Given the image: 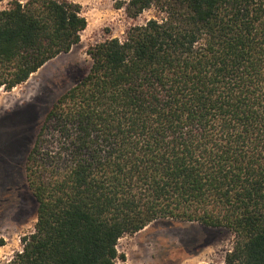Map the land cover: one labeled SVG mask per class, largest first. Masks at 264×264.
<instances>
[{
  "label": "trees",
  "instance_id": "1",
  "mask_svg": "<svg viewBox=\"0 0 264 264\" xmlns=\"http://www.w3.org/2000/svg\"><path fill=\"white\" fill-rule=\"evenodd\" d=\"M151 7L123 40L91 46L88 71L44 114L24 167L34 230L6 264H115L118 239L161 218L228 229L222 264H264V0L125 11ZM86 25L79 3L11 0L0 89L68 52Z\"/></svg>",
  "mask_w": 264,
  "mask_h": 264
},
{
  "label": "rangeland",
  "instance_id": "2",
  "mask_svg": "<svg viewBox=\"0 0 264 264\" xmlns=\"http://www.w3.org/2000/svg\"><path fill=\"white\" fill-rule=\"evenodd\" d=\"M10 1L0 2V10ZM70 1L81 5L87 21L79 42L47 61L22 84L0 89V264L9 262L22 249L23 237L34 230L37 205L24 167L44 114L88 71L91 46L110 37L123 40L131 27L156 16L154 7L129 16L127 0ZM233 242L228 229L161 218L119 238L117 250L124 258L115 264H222Z\"/></svg>",
  "mask_w": 264,
  "mask_h": 264
}]
</instances>
